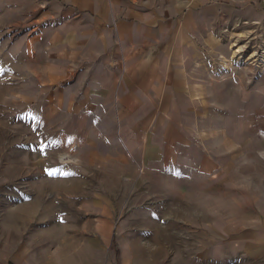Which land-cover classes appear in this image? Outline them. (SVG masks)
<instances>
[{
  "label": "rangeland",
  "instance_id": "374dc122",
  "mask_svg": "<svg viewBox=\"0 0 264 264\" xmlns=\"http://www.w3.org/2000/svg\"><path fill=\"white\" fill-rule=\"evenodd\" d=\"M227 1L193 87L83 121L101 13L0 0V264H264V0Z\"/></svg>",
  "mask_w": 264,
  "mask_h": 264
},
{
  "label": "crops",
  "instance_id": "0c3cea01",
  "mask_svg": "<svg viewBox=\"0 0 264 264\" xmlns=\"http://www.w3.org/2000/svg\"><path fill=\"white\" fill-rule=\"evenodd\" d=\"M215 2L83 0V8L101 13L83 16V24H92L83 29V121L103 119L108 104L121 105L120 120L142 118L143 104L157 102L160 88L193 87L185 84H193L197 42L213 32L216 10H231L227 0ZM185 72L190 80H177Z\"/></svg>",
  "mask_w": 264,
  "mask_h": 264
}]
</instances>
